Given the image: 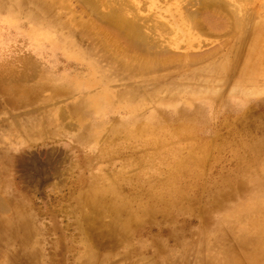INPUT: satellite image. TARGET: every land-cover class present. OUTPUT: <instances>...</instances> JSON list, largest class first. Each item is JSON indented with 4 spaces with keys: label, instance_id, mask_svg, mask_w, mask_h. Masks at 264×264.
<instances>
[{
    "label": "bare ground",
    "instance_id": "6f19581e",
    "mask_svg": "<svg viewBox=\"0 0 264 264\" xmlns=\"http://www.w3.org/2000/svg\"><path fill=\"white\" fill-rule=\"evenodd\" d=\"M56 1L0 0V44L9 41L12 45L19 38L32 47L43 48L35 55L28 54L30 58L17 56L22 62L20 68L13 69L8 66L13 45L0 46V94L13 111L19 105L28 107V102L49 105L50 101L54 111L58 110L56 99L65 98L66 110L76 126V145L84 149L85 158L100 157L112 168L120 165L106 171L110 177L102 184L104 193L96 194V190L91 194L97 188L88 183L86 194L81 192L73 201L83 209L76 217L77 226L73 224L77 235L82 236L77 247L60 254L55 243L44 240L40 246L46 255L44 264H59L57 257L65 264H187L190 250H195L191 264H264V178L257 179L258 174L252 173L255 169L238 178L224 175L200 190L194 183L180 182L189 169L183 165L188 155L180 153L181 147L202 136L208 116L222 108L229 112L226 119L250 106L246 98L251 93H264V5L257 2L254 8L243 6V11V7L230 6L225 0L183 2L187 22L181 25L182 34L203 32L214 36L215 43L201 51L188 49L189 43L184 51L174 52L168 42L151 41L141 35L118 9H110L102 14L104 17L95 15L97 5L109 0H81L94 14L87 23L64 20L85 41L86 49H82L72 41V33L59 25ZM9 27L12 36L10 30L6 31ZM93 40L99 43L109 66L116 69L115 75L126 84L118 92L109 87L106 73L91 56L97 44ZM64 58L73 59L61 63ZM35 69L38 76L34 83H10L11 78L23 80ZM138 73L145 76L140 83L132 80ZM234 75L237 80L232 82ZM180 78L201 83L202 87L183 84ZM230 80L231 87L220 95L217 87ZM151 82L171 85L146 96L138 92ZM130 93L146 100L125 95ZM259 101L264 102V96ZM223 142L208 140L203 148L217 149ZM252 145L264 155V133ZM125 150L128 152L121 154ZM12 154L8 145L0 151V176L9 173ZM199 155L198 159L205 157L202 151ZM0 189L9 198L0 196V212L8 209L0 213V242L7 255L3 264H36L31 250L23 245L24 233L20 237L17 234L29 223L25 198L9 180H0ZM214 208L215 217L208 226L193 230L199 234L196 240L180 235L187 229L184 222L178 220L168 226L180 216L200 221ZM163 235L171 239V244ZM11 240L18 242L16 248L8 247ZM48 243L50 257L45 249ZM117 248H128L129 254L116 257ZM105 249L113 252H101ZM13 255L20 260L12 262ZM151 256H155V262Z\"/></svg>",
    "mask_w": 264,
    "mask_h": 264
},
{
    "label": "rangeland",
    "instance_id": "374dc122",
    "mask_svg": "<svg viewBox=\"0 0 264 264\" xmlns=\"http://www.w3.org/2000/svg\"><path fill=\"white\" fill-rule=\"evenodd\" d=\"M90 1L94 2V0ZM185 1L189 0H109L107 4L97 5L95 15L104 17L102 14H106L110 9H118L121 11L125 21L133 24L141 35L148 36L151 41L159 39L158 41L168 42L169 48L174 50V52L184 51L186 44L189 45V43L190 47L187 48L192 51L204 50L215 43L214 36L203 32L201 35V32H195L194 30L186 35H183L181 32L183 30L181 28L183 26L181 25L187 22L182 7L185 6L183 3ZM225 1L230 6H244L246 9L254 8L258 4L257 2L264 5V0ZM244 7L242 8L243 11L245 10ZM242 10L239 12L240 15L243 12ZM54 11L59 17V25L72 33V35L70 34L72 37H70L71 39L73 38L72 41H74L75 45L86 49L85 44H83L85 43L83 38L77 37L72 32H78V30L73 28V26L69 28L64 20L69 18L74 22V19L77 21L79 19V21L87 23V20L89 19V22L91 16L94 15L93 12L85 7L81 0H57L54 5ZM20 17H24V15L20 14ZM44 18H49V16H45ZM9 30L11 35L12 27H9L6 31ZM18 36L16 35V37ZM17 39L12 42L14 49L10 53L11 64H8L13 69L20 68L22 62L21 59H17V56L30 58L29 55H35L37 50L43 49L32 47L29 44H25L19 38ZM85 40L91 42V40ZM93 43L97 44H94L95 47L93 46L91 56L99 62L100 68L106 73L109 79V87L118 92L119 89L125 87L124 80L115 75L114 70L116 69L114 66L110 67L109 62L102 56L103 51L99 47V43L95 40H93ZM5 45L8 48L12 46L9 41L6 44H0L2 47ZM22 45L24 46L21 47ZM43 47L45 48L46 46ZM60 51L58 50L57 53L61 54ZM70 51H72L71 48ZM41 54L43 55L44 53L41 51ZM72 59L64 58L61 63H65V61L71 63ZM37 76L38 71L35 69L33 74L25 76L23 80L11 78L10 83L15 82L17 85L20 82H24L25 86L30 85L36 81ZM134 76L135 78L132 80H136L138 83L145 80L143 79L145 77L143 74L138 73ZM231 80L232 82L237 80V75L232 76ZM231 80L225 84L226 86L220 85L217 87L216 90L220 95L225 94L224 92L231 87ZM178 81H183V84L202 87L201 83H194V81L188 78H180ZM168 85L171 84L151 82L146 88L142 91L138 90V92L146 96V94L149 95L151 92L160 91V89H157L165 88ZM126 88L129 87L127 86ZM125 95L134 100H146L145 98L131 95V93ZM262 96H264V93L256 95L255 93H251L246 98L250 106L245 107L240 112L226 119L224 117L229 112L224 111L222 108H219L208 116L209 122L204 128L205 130L201 132L202 136H195L197 137L195 142L190 145L183 144L181 147L180 153L188 155L185 161H183V165L189 169L183 172L184 175H182L180 182L194 183L197 189L199 188L198 190H200L204 185L210 183V181H218L224 175L238 178L242 177L244 172L253 169L255 170L252 173L258 174L255 176L257 179L264 178V155H259L252 145L258 138L262 139V133H264V102L259 101ZM56 100L55 107L58 110H52L50 101L49 105H31L28 102V107H21L19 105L13 111L5 97L0 94V151H5L7 145L13 151L12 159L9 161V173H6L5 176H0V180L1 182L9 180L14 183L25 198L23 203L26 214H28L27 211L29 210V223L28 225L24 224L20 233L17 234L20 237L24 233L25 243L23 245L25 248L31 250L30 255L36 258V264L45 263L44 258L46 255L40 251V246L43 245L44 240L55 243V248L57 247V251L60 254L77 247L76 243L82 236L77 235L78 229L75 221L83 209L81 210L79 206H75L76 204L73 201L80 197L81 192H85V187L88 186V183H94L95 188H97L91 194L96 190V194L104 193L106 189L104 188L101 191L102 184L110 177V173L106 171L110 170V168L115 170L120 165V163H117L112 168L109 162L102 161L100 157L85 158L86 152L84 149L78 148L76 145V126L66 110V99L60 98ZM234 103L237 104L238 101H234ZM14 139L16 140V144H13L15 142ZM208 140L217 144L224 141L223 146L217 149H214L213 146L204 149L203 146ZM230 141L233 142L231 143ZM200 151L205 154V157L202 159H198ZM127 152L125 150L121 154ZM97 171L99 172V176L95 175ZM137 184L142 185L140 182H137ZM81 188L84 190H81ZM88 195L89 193L85 196L88 198ZM0 196L9 200L2 192V189H0ZM6 208H8V205ZM7 210L0 213L5 214ZM214 210L215 208L211 211L209 210L200 221L196 217L180 216L172 219L168 226L172 227L171 225L176 223V221H182V223L187 224V229L180 235L184 238H194L196 240L199 234L194 232L195 229L198 228L197 230H199L208 226V223L215 217ZM17 219L22 221L21 217ZM73 224L76 226H73ZM27 227L30 229V235H28ZM152 230L156 231L157 227H153ZM159 231L163 233L164 229H159ZM163 238L171 244V239L166 235H163ZM11 241L8 247L16 248L18 242L13 243V240ZM132 241V239L129 240V242ZM47 247L45 248L48 251L47 257H50L52 250L49 248V243ZM5 248L2 242H0V264L7 262ZM127 250L128 248H117L115 252L116 257L128 255ZM101 252L111 254L113 251L105 249ZM187 254H189L187 264H191L194 260L195 250H190ZM13 256L12 262L20 260L18 256ZM151 257L153 262H155V256ZM57 258V263L65 264L61 262L63 261L62 258ZM71 261L70 255L69 262L71 263Z\"/></svg>",
    "mask_w": 264,
    "mask_h": 264
}]
</instances>
